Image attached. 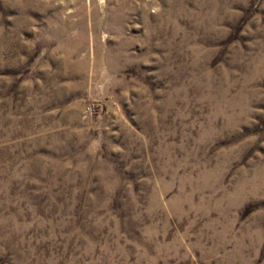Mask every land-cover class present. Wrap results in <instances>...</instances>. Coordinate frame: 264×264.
Listing matches in <instances>:
<instances>
[{"label":"rangeland","instance_id":"374dc122","mask_svg":"<svg viewBox=\"0 0 264 264\" xmlns=\"http://www.w3.org/2000/svg\"><path fill=\"white\" fill-rule=\"evenodd\" d=\"M0 264H264V0H0Z\"/></svg>","mask_w":264,"mask_h":264}]
</instances>
